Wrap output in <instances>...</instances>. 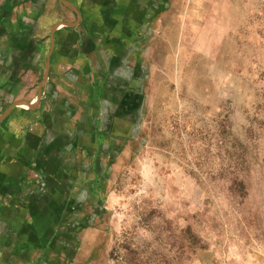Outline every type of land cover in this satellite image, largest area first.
Instances as JSON below:
<instances>
[{"label":"rangeland","instance_id":"1","mask_svg":"<svg viewBox=\"0 0 264 264\" xmlns=\"http://www.w3.org/2000/svg\"><path fill=\"white\" fill-rule=\"evenodd\" d=\"M99 1L60 30L73 104L52 78L13 108L48 118L0 187V264H264V0Z\"/></svg>","mask_w":264,"mask_h":264},{"label":"crops","instance_id":"2","mask_svg":"<svg viewBox=\"0 0 264 264\" xmlns=\"http://www.w3.org/2000/svg\"><path fill=\"white\" fill-rule=\"evenodd\" d=\"M67 1L73 2V0ZM56 2L57 0H0V115L15 100L25 99L30 103H35L38 85L34 101L25 98V86H29L32 77L37 72L41 73L43 77L47 59L49 62L47 79L43 83L44 87L43 85L41 87L40 100L38 104H35V107H38L40 102L49 96L47 91H51L52 84L50 81L52 78L58 79L62 84L58 85L57 82V91L53 94L54 102L57 105L56 109L60 108L61 112H65V107L73 104V93L71 92L73 91L74 74L73 57L74 61L76 57V52L73 51V34L66 30L60 32V30H62V26L73 27L74 12L59 1L67 9L63 11L60 9L59 12L61 13L58 15L55 12ZM104 3L106 2L101 1L99 3L102 11L100 19L103 20L102 22H107L108 16L106 14L109 10L103 11ZM47 5L49 6L46 8ZM45 8L48 9L46 12H44ZM49 11L50 13H48ZM62 21L71 25L60 24L54 27L55 23ZM52 31L53 36L51 37ZM96 38L94 41L98 45L100 41ZM113 56L118 60L119 50H115L111 57ZM54 58L60 61V67L57 70L53 68ZM109 59L110 57L106 60ZM53 69V77H50ZM18 84L22 89L20 93L18 90L19 94H16V97L12 95V92L11 96H8L10 95L9 92L3 90L15 85L17 87ZM65 99H69L68 104L64 102ZM16 110L18 113L12 115V109L11 113L9 112L0 121V187L4 186L5 190H12L17 187L20 179L25 177L24 172L27 169L30 170L29 158H31L32 152L34 153L31 148L38 150L42 145L41 139L44 138L46 129L43 123L48 118L46 114H42L38 118V111L26 112L19 107H16ZM61 112L57 114L61 116ZM16 132H18V137Z\"/></svg>","mask_w":264,"mask_h":264},{"label":"water","instance_id":"3","mask_svg":"<svg viewBox=\"0 0 264 264\" xmlns=\"http://www.w3.org/2000/svg\"><path fill=\"white\" fill-rule=\"evenodd\" d=\"M60 1L61 3H63L64 5L68 6L77 16V21H75L73 23V25L77 24V22L81 19V14L80 12L77 10V8L72 4L70 3L69 1L67 0H58ZM60 24H63V25H71L70 23H66V22H57L54 24V27L55 26H58ZM53 36V31L51 32V37ZM48 57V56H47ZM48 59H47V66L45 67V73L41 79V81L39 82L38 84V94H37V99L35 101V103H30L28 102L27 100L25 99H19V100H15L13 103H11L4 111L3 113L0 115V121H2L8 114L9 112L15 107V106H18L20 104H25L26 106H28L30 109H33L35 108V104H38L39 103V100H40V96H41V87L43 85V83L45 82V80L47 79V73H48Z\"/></svg>","mask_w":264,"mask_h":264},{"label":"bare ground","instance_id":"4","mask_svg":"<svg viewBox=\"0 0 264 264\" xmlns=\"http://www.w3.org/2000/svg\"><path fill=\"white\" fill-rule=\"evenodd\" d=\"M19 106H21L22 108L27 107L25 104H20Z\"/></svg>","mask_w":264,"mask_h":264}]
</instances>
